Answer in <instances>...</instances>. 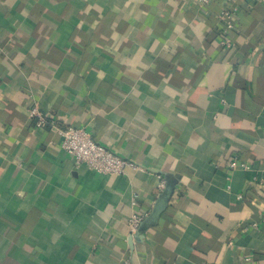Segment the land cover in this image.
<instances>
[{
	"label": "crops",
	"instance_id": "0c3cea01",
	"mask_svg": "<svg viewBox=\"0 0 264 264\" xmlns=\"http://www.w3.org/2000/svg\"><path fill=\"white\" fill-rule=\"evenodd\" d=\"M234 3L223 49L226 0H0V264H264V4ZM68 125L139 168L77 167Z\"/></svg>",
	"mask_w": 264,
	"mask_h": 264
},
{
	"label": "built area",
	"instance_id": "2783aa9c",
	"mask_svg": "<svg viewBox=\"0 0 264 264\" xmlns=\"http://www.w3.org/2000/svg\"><path fill=\"white\" fill-rule=\"evenodd\" d=\"M211 1L212 0H197V2L202 5H207ZM254 1L264 4V0ZM226 2L227 6L222 10L220 15L222 23L220 26L221 37L219 39V44L223 49H228L233 46L232 31L236 26L235 19L239 10L234 0H226ZM31 114L39 118L40 124L45 121V117L36 107L32 108ZM58 132L63 137L61 143L62 148L74 158L77 167L86 165L97 172L105 174H124L129 166L139 168L135 162L122 157L111 148L98 142L92 134L83 127L68 125L64 128H58ZM249 167V162L240 161L237 156H233L228 163V168L231 171ZM260 182L264 189L263 182ZM239 197L241 198L242 194H239ZM146 216L147 214L135 213L131 217L130 227L132 233L137 231L140 223ZM257 225L258 223H253V226Z\"/></svg>",
	"mask_w": 264,
	"mask_h": 264
},
{
	"label": "water",
	"instance_id": "95a60500",
	"mask_svg": "<svg viewBox=\"0 0 264 264\" xmlns=\"http://www.w3.org/2000/svg\"><path fill=\"white\" fill-rule=\"evenodd\" d=\"M175 184V180H166L165 186L161 194L158 196L152 211L140 223L137 231L131 236V238L137 235L139 236L140 234H142V232H145L149 227H152L157 224L160 215L169 204V201L175 189Z\"/></svg>",
	"mask_w": 264,
	"mask_h": 264
}]
</instances>
